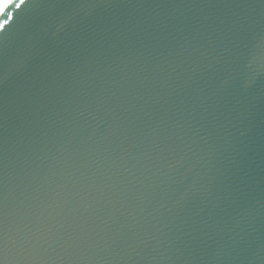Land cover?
I'll return each instance as SVG.
<instances>
[{"label":"water","instance_id":"95a60500","mask_svg":"<svg viewBox=\"0 0 264 264\" xmlns=\"http://www.w3.org/2000/svg\"><path fill=\"white\" fill-rule=\"evenodd\" d=\"M8 12L4 264H264V0Z\"/></svg>","mask_w":264,"mask_h":264},{"label":"snow or ice","instance_id":"6c2138e0","mask_svg":"<svg viewBox=\"0 0 264 264\" xmlns=\"http://www.w3.org/2000/svg\"><path fill=\"white\" fill-rule=\"evenodd\" d=\"M13 4H15V9L20 10L22 6H25L26 8L35 7L36 0H18V2H16V0H11L7 7L4 8L3 13L0 14V17H3L6 10ZM7 17V19L0 20V38L4 37L7 30L12 27V23L15 22V17L12 12H8ZM0 43H2V40H0ZM0 264H4V260L2 258H0Z\"/></svg>","mask_w":264,"mask_h":264},{"label":"bare ground","instance_id":"6f19581e","mask_svg":"<svg viewBox=\"0 0 264 264\" xmlns=\"http://www.w3.org/2000/svg\"><path fill=\"white\" fill-rule=\"evenodd\" d=\"M7 0H0V9L1 7L4 5V3L6 2Z\"/></svg>","mask_w":264,"mask_h":264}]
</instances>
